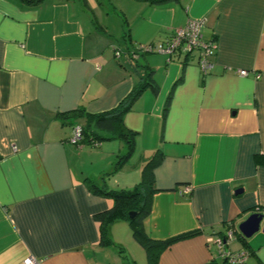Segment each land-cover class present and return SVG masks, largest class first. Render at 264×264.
<instances>
[{"label": "crops", "instance_id": "0c3cea01", "mask_svg": "<svg viewBox=\"0 0 264 264\" xmlns=\"http://www.w3.org/2000/svg\"><path fill=\"white\" fill-rule=\"evenodd\" d=\"M190 19H203L202 37L216 41L209 74L195 53L135 55ZM148 71L158 92L145 89L124 115L135 150L106 185L131 188L143 163L162 153L145 232L154 240L195 233L162 249L156 264H220L212 239L264 211V161L256 162L264 160V0H0V264L29 256L125 264L115 245L133 264L147 263L133 237L119 239L130 230L125 220L110 226L113 245L99 244L93 216L113 202L84 183L109 171L125 145H78L73 127L83 121L56 114L113 109ZM225 246L246 251L243 264H264L261 228Z\"/></svg>", "mask_w": 264, "mask_h": 264}, {"label": "trees", "instance_id": "16d2710c", "mask_svg": "<svg viewBox=\"0 0 264 264\" xmlns=\"http://www.w3.org/2000/svg\"><path fill=\"white\" fill-rule=\"evenodd\" d=\"M28 5H38L44 0H21ZM65 1V0H62ZM67 1V0H66ZM119 49V48H118ZM145 89H149L152 93L158 92V86L155 83L152 71L144 74L141 83L136 85L113 109L101 113H88L83 108H75L56 114V118L64 122H72L82 120L81 138L78 145H97L103 140L118 139L125 145V152L119 154L111 169L94 180L85 178L84 183L91 193L112 200V206L102 212L94 214V220L99 224L101 246L113 245L110 237V226L118 220L127 221L130 232L137 243L144 249L146 253V264H156L159 252L171 245L173 242L189 237L195 232L183 233L165 240L151 239L145 232L144 222L150 215L151 197L157 189L155 188L154 170L162 160V153L158 150L146 160L141 168L139 181L129 189H111L106 185V179L118 172L122 166L131 158L135 150V138L137 132L130 129L124 123V115L131 109L135 100L142 94ZM167 110V105L164 112ZM260 157L256 156V162L262 163ZM133 212V216L129 217V213ZM232 228V227H231ZM230 229L229 227L227 230ZM226 230V231H227ZM222 236L225 233L221 234ZM235 235L244 238L235 230ZM118 252L125 261V264H133L127 255L123 253L121 247H117ZM208 264H218L215 260H211ZM220 264H227L222 261Z\"/></svg>", "mask_w": 264, "mask_h": 264}, {"label": "built area", "instance_id": "2783aa9c", "mask_svg": "<svg viewBox=\"0 0 264 264\" xmlns=\"http://www.w3.org/2000/svg\"><path fill=\"white\" fill-rule=\"evenodd\" d=\"M204 27L203 19H190L186 24L174 30V32L165 40L152 42L147 45H137L136 48L139 52L155 53L173 57H188L195 53L197 58V66L203 74H209L214 66L212 57L217 48L215 40H206L202 37V29ZM114 55L120 56V50L114 49ZM239 75H247V71L239 70ZM258 75H256V78ZM81 126L75 125L73 127L72 140L78 143L81 138ZM189 187H184L181 193H188ZM235 228H230L225 232L224 236H216L212 239V243L217 248V254L222 261L227 264H243L247 255L246 251L230 252L226 248V244L235 237ZM24 264H40L39 260L32 256L24 260Z\"/></svg>", "mask_w": 264, "mask_h": 264}, {"label": "water", "instance_id": "95a60500", "mask_svg": "<svg viewBox=\"0 0 264 264\" xmlns=\"http://www.w3.org/2000/svg\"><path fill=\"white\" fill-rule=\"evenodd\" d=\"M133 214V212H130L129 217H132ZM260 228L264 231V211L251 213L244 221L239 223L237 227L240 234L245 238L252 236Z\"/></svg>", "mask_w": 264, "mask_h": 264}, {"label": "rangeland", "instance_id": "374dc122", "mask_svg": "<svg viewBox=\"0 0 264 264\" xmlns=\"http://www.w3.org/2000/svg\"><path fill=\"white\" fill-rule=\"evenodd\" d=\"M106 8H107V7H106ZM116 10H117V11H120L119 7H116ZM93 12H94V11H93ZM103 13H104V15H106L107 13H109V14H110V17H113L112 19H117V18L119 17L116 13H113L111 9H107V10L103 11ZM94 15H96L95 12L92 14V16H91L90 18H91V19L93 18L94 20H97L98 17L95 18ZM97 21H98V20H97ZM137 53L139 54V53H143V52H139V51L137 50V48H135V55H136ZM117 225H121V224H117ZM122 225H124V224H122ZM125 237H133L132 234H131V232H130V230L127 229V228H126V231L120 233V237H119V239H121V240H122V239L125 240ZM126 240H127V239H126ZM128 240H129V238H128ZM125 242H127V241H125ZM126 244H127V243H126ZM118 246H121V245H118ZM113 247L118 251L117 245H115V246H113ZM118 254L121 256V254H120L119 252H118Z\"/></svg>", "mask_w": 264, "mask_h": 264}, {"label": "flooded vegetation", "instance_id": "af4514ba", "mask_svg": "<svg viewBox=\"0 0 264 264\" xmlns=\"http://www.w3.org/2000/svg\"><path fill=\"white\" fill-rule=\"evenodd\" d=\"M235 234V233H234ZM236 237V236H235Z\"/></svg>", "mask_w": 264, "mask_h": 264}]
</instances>
